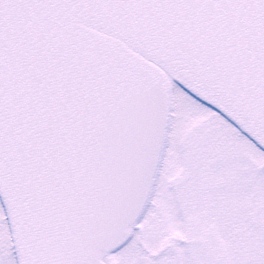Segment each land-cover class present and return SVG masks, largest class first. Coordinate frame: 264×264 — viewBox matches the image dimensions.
<instances>
[{"label": "snow or ice", "instance_id": "obj_1", "mask_svg": "<svg viewBox=\"0 0 264 264\" xmlns=\"http://www.w3.org/2000/svg\"><path fill=\"white\" fill-rule=\"evenodd\" d=\"M0 264H264V0H0Z\"/></svg>", "mask_w": 264, "mask_h": 264}]
</instances>
